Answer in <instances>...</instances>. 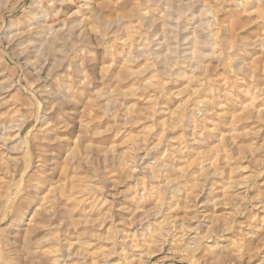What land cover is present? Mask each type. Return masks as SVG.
Segmentation results:
<instances>
[{
    "label": "rangeland",
    "instance_id": "374dc122",
    "mask_svg": "<svg viewBox=\"0 0 264 264\" xmlns=\"http://www.w3.org/2000/svg\"><path fill=\"white\" fill-rule=\"evenodd\" d=\"M45 1L0 0V264H264V0Z\"/></svg>",
    "mask_w": 264,
    "mask_h": 264
},
{
    "label": "bare ground",
    "instance_id": "6f19581e",
    "mask_svg": "<svg viewBox=\"0 0 264 264\" xmlns=\"http://www.w3.org/2000/svg\"><path fill=\"white\" fill-rule=\"evenodd\" d=\"M52 2V5L53 4H58V5H65L66 3H68L70 0H46L45 1V3H47V2ZM247 1V0H246ZM249 3V2H248ZM43 4V3H42ZM84 5H86V2L84 3ZM83 5V6H84ZM205 5V4H204ZM51 7V6H50ZM204 7V6H203ZM60 8V7H59ZM206 10V9H205ZM51 11H52V9H51ZM26 12L28 13V15H29V19H30V21H31V23H34V26L30 29V30H26L27 31V33H29V34H34L35 36H41V34L42 33H46V34H50V36H51V39L53 40V41H66L67 40V35H66V31L64 32L62 29H56V30H51L50 29V26L48 25V23L46 22V19H47V16H48V10L46 9V8H44V6L43 5H41V1H34V2H32L30 5H28L27 7H26ZM204 12V11H203ZM202 12V13H203ZM206 12V11H205ZM209 12V11H208ZM210 13V12H209ZM141 14V17L142 18H144L145 20H151L150 18H148V13H147V11H143V12H141L140 13ZM201 14V13H200ZM207 15H209L208 13H206ZM201 16V15H200ZM205 16V15H204ZM82 17V16H81ZM202 17H203V15H202ZM83 18V17H82ZM106 18V17H105ZM104 18V20L105 21H109L110 23H112V22H114L115 20H111V19H105ZM112 18V17H111ZM201 18V17H200ZM82 21H83V19H80L79 20V22H77V23H82ZM203 22V21H202ZM75 24V23H74ZM76 26V25H75ZM82 27V26H81ZM88 27V26H87ZM72 29H73V27H71ZM67 30V29H66ZM127 30V29H126ZM73 31V30H72ZM91 32V31H90ZM129 32H130V30H129ZM4 33H5V31H4ZM44 33V34H45ZM67 33H69V30H68V32ZM70 34V33H69ZM133 32L131 33V35L133 36ZM161 34V33H160ZM162 34H164L165 35V33H162ZM43 35V34H42ZM75 36H80L81 38H83V40H84V38L86 37V34H84V32H83V34L81 33V31H78V32H75V34H74ZM125 35V34H124ZM88 36V35H87ZM148 36V35H147ZM79 37V38H80ZM117 37V36H116ZM119 37V36H118ZM41 38V37H40ZM120 38H122V37H120ZM37 39V38H36ZM35 39V40H36ZM123 39H125V38H123ZM130 39V41H131V38H129ZM149 39V38H148ZM118 40V39H117ZM133 40H134V37H133ZM145 40V39H144ZM262 40V39H261ZM68 41V40H67ZM120 41V40H119ZM149 41V40H148ZM147 41V42H148ZM145 42V41H144ZM147 42H145L146 44H147ZM257 42V41H256ZM50 43H51V41H50ZM117 43V42H116ZM121 43V42H120ZM123 43V42H122ZM131 43V42H130ZM44 43H41L39 46H42ZM106 44V43H105ZM125 43H123V45H124ZM129 44V43H128ZM145 44V45H146ZM144 45V44H143ZM260 45V44H259ZM35 48H37V47H35ZM47 49H51L52 47H51V45L50 44H48L47 45V47H46ZM143 49H144V46H143ZM146 50V49H145ZM34 51H36V52H38L39 50L37 49V50H31V52L33 53ZM195 51V50H194ZM152 54V53H151ZM155 54V53H154ZM199 56V55H198ZM164 58V57H163ZM187 58V57H186ZM185 58V59H186ZM29 59H30V57H29ZM187 60H189V58L187 59ZM130 61V60H129ZM189 62H190V60H189ZM188 62V63H189ZM186 63V62H185ZM195 65V64H194ZM239 67V66H238ZM103 68V67H102ZM172 68V67H171ZM196 68V67H195ZM248 69V68H247ZM101 71H103V70H101ZM104 71H106L105 70V68H104ZM103 71V72H104ZM117 71V70H116ZM237 78V77H236ZM241 78V77H240ZM154 79V78H153ZM242 79V78H241ZM235 80H238V79H235ZM240 80V79H239ZM238 80V81H239ZM133 84V83H132ZM236 84H237V81H236ZM188 85V84H187ZM182 88V87H181ZM244 88H245V86H244ZM244 88H243V90H244ZM248 88V87H247ZM211 89V88H210ZM259 89V88H258ZM240 90H242V89H240ZM245 90H246V88H245ZM212 91V90H211ZM220 91H222V90H220ZM254 91V90H253ZM206 92V91H205ZM248 92V91H247ZM252 92V91H251ZM209 93V92H208ZM244 93V92H243ZM242 93V94H243ZM253 93V92H252ZM256 93V92H255ZM104 94V93H103ZM248 94V93H247ZM262 94V93H261ZM253 95V94H252ZM212 96L213 97H215L214 96V94H212ZM211 95H210V97H212ZM212 97V98H213ZM249 97V96H248ZM260 97V96H259ZM202 98V97H201ZM186 99V98H185ZM203 99V98H202ZM210 100H211V98H209ZM225 99V98H224ZM209 100V101H210ZM214 100V99H213ZM239 100V99H238ZM201 101H203V100H201ZM205 101V100H204ZM208 101V102H209ZM213 102V101H212ZM219 101H217V104H221V102L220 103H218ZM245 103V102H244ZM251 104H253L252 102H250ZM209 104V103H208ZM215 104V100H214V103H213V105ZM217 104H215V105H217ZM155 105V104H154ZM212 105V104H211ZM248 104L246 103V106H247ZM218 106V105H217ZM245 106V105H244ZM249 106V105H248ZM213 107V106H212ZM215 107V106H214ZM165 111V110H164ZM190 111V110H189ZM205 111V110H204ZM212 111V110H211ZM192 112V111H191ZM170 114V113H169ZM171 115V114H170ZM24 121V120H23ZM204 122V121H203ZM21 123V122H20ZM22 125H23V123H21ZM16 126V125H15ZM19 127V126H18ZM7 128H9L8 126H7ZM16 128V127H15ZM17 129V128H16ZM20 129L21 128H18L17 129V131H20ZM16 131V130H15ZM199 135V134H198ZM1 137V136H0ZM6 137V136H5ZM24 141V140H23ZM23 144H24V142H23ZM27 146V145H26ZM25 146V147H26ZM28 149V148H27ZM25 150V149H24ZM184 150V149H183ZM27 151V150H26ZM166 152V151H165ZM25 153V152H24ZM29 154V153H28ZM26 157H27V155H25ZM28 158V157H27ZM27 161V160H26ZM27 163V162H26ZM39 163V162H38ZM166 166V165H165ZM153 168V167H152ZM23 173V172H22ZM26 173V172H25ZM24 175V174H23ZM94 195V194H93ZM87 199H88V197H87ZM103 201V200H102ZM162 202V201H161ZM230 227H232V223H230L225 229H223L222 231L220 230L218 233H224L227 229H230ZM229 231V230H228ZM217 233V234H218ZM123 235V234H122ZM124 236V235H123ZM142 236V235H141ZM218 236V235H217ZM219 237V236H218ZM132 239V238H131ZM133 240V239H132ZM134 241V240H133ZM133 241L131 242L130 241V243H133ZM215 242V241H214ZM74 243V242H73ZM81 243V242H80ZM125 243V242H124ZM69 244V243H68ZM118 244V243H117ZM120 244V243H119ZM129 244V243H128ZM138 245V244H137ZM137 245H132L131 246V248H134V249H139L138 248V246ZM74 246V245H73ZM76 246V245H75ZM80 246H82V244L80 245ZM67 247V246H66ZM121 247V246H120ZM141 247V246H140ZM187 247H189V246H187ZM249 248H255V249H257V248H259V247H249ZM125 250V249H124ZM139 259V258H138ZM250 259H248V260H245L244 258H242V256H240L239 255V257H238V263L240 264H242V263H244V262H248ZM133 261H134V259H132L131 260V262L133 263ZM136 261V260H135ZM143 262V261H142ZM139 263V262H138ZM137 263V264H138ZM141 263V262H140ZM146 263V262H145ZM142 264H144V263H142Z\"/></svg>",
    "mask_w": 264,
    "mask_h": 264
}]
</instances>
